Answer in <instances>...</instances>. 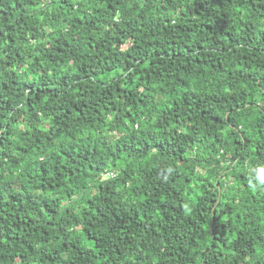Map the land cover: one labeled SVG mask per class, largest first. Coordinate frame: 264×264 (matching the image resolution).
<instances>
[{"label": "trees", "instance_id": "trees-1", "mask_svg": "<svg viewBox=\"0 0 264 264\" xmlns=\"http://www.w3.org/2000/svg\"><path fill=\"white\" fill-rule=\"evenodd\" d=\"M0 264H264V0H0Z\"/></svg>", "mask_w": 264, "mask_h": 264}]
</instances>
